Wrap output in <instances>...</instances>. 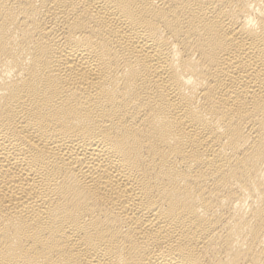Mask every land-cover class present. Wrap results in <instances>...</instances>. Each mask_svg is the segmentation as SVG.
<instances>
[{"label": "bare ground", "instance_id": "1", "mask_svg": "<svg viewBox=\"0 0 264 264\" xmlns=\"http://www.w3.org/2000/svg\"><path fill=\"white\" fill-rule=\"evenodd\" d=\"M0 264H264V0H0Z\"/></svg>", "mask_w": 264, "mask_h": 264}]
</instances>
